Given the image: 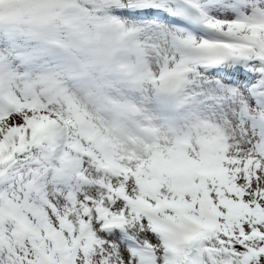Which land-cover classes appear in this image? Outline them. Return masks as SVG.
I'll return each instance as SVG.
<instances>
[{
  "label": "snow or ice",
  "instance_id": "snow-or-ice-1",
  "mask_svg": "<svg viewBox=\"0 0 264 264\" xmlns=\"http://www.w3.org/2000/svg\"><path fill=\"white\" fill-rule=\"evenodd\" d=\"M0 264H264V0H0Z\"/></svg>",
  "mask_w": 264,
  "mask_h": 264
}]
</instances>
